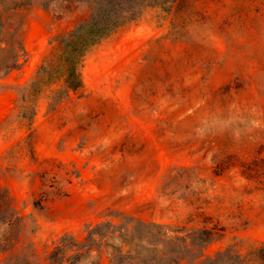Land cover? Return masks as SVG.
Instances as JSON below:
<instances>
[{
	"label": "rangeland",
	"instance_id": "1",
	"mask_svg": "<svg viewBox=\"0 0 264 264\" xmlns=\"http://www.w3.org/2000/svg\"><path fill=\"white\" fill-rule=\"evenodd\" d=\"M90 14L62 1L10 17L26 55L0 74V184L21 221L0 228V264H59L64 237L108 222L143 260L172 256L181 228L222 229L212 257L264 244V0L146 9L86 55L79 93L53 105L46 90L25 121L24 88ZM53 181L63 193L36 206ZM76 264H113L110 249Z\"/></svg>",
	"mask_w": 264,
	"mask_h": 264
},
{
	"label": "trees",
	"instance_id": "2",
	"mask_svg": "<svg viewBox=\"0 0 264 264\" xmlns=\"http://www.w3.org/2000/svg\"><path fill=\"white\" fill-rule=\"evenodd\" d=\"M62 1L85 2L89 5L91 14L86 21L58 39L57 53L46 57L30 84L24 88L21 117L25 121L34 119L36 100L46 90L51 91L53 105L69 98L72 93L80 92L83 85L81 67L93 47L126 23L141 17L146 9L161 8L168 11L178 0H0V74L7 75L18 69L26 55L22 40V23L10 22V17L30 8L36 2L48 7ZM44 186L47 189L35 204L39 207H42V203L52 194L63 193L55 181ZM20 221L21 217L12 207L7 189L0 184V228L7 227L10 233ZM127 225H114L112 222L99 225L88 232L84 241L64 237L62 246L55 249L50 259L61 264L68 252H73L67 260L76 264L80 259L88 257L93 250L101 252L102 248L106 247L110 249L113 264H181L184 261L188 264H264V244L246 254L229 248L217 253L215 257L207 256L205 251L208 246L221 236L222 229L217 226L195 229L184 235L179 234L185 232V228L177 229L174 231L177 235L170 239L174 242L172 256L156 260L138 259L131 250L127 253L123 250L124 245H129ZM164 235H168V232ZM2 236H5L4 241L8 244L17 241V236L7 237L6 233ZM116 240L119 242H115Z\"/></svg>",
	"mask_w": 264,
	"mask_h": 264
}]
</instances>
